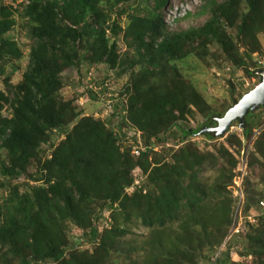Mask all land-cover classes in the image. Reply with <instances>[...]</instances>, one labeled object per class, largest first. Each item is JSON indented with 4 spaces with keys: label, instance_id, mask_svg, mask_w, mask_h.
Here are the masks:
<instances>
[{
    "label": "trees",
    "instance_id": "16d2710c",
    "mask_svg": "<svg viewBox=\"0 0 264 264\" xmlns=\"http://www.w3.org/2000/svg\"><path fill=\"white\" fill-rule=\"evenodd\" d=\"M168 1L25 0L16 7L0 0V77L8 62L23 55L8 34L16 23L15 15L31 40L28 68L22 79L12 85L8 75L2 78L8 91L0 90V148L5 149L7 159L0 158V174L16 176L36 160L40 163L36 181L45 180V185L31 186L23 193L12 186L0 207V245L12 255L6 261V253H0L1 264H105L110 247L125 232L123 224L133 216L156 230L151 243L162 244L161 229L175 220L180 223L179 230L189 233L180 241L168 243V250L149 253L146 262L139 264L193 263L191 255L207 245L216 249L226 237L233 209L231 199L220 192L226 186L224 168L213 190L203 188L195 172L208 155L191 140L203 125L226 110H213L185 80L177 62L186 64L188 56L204 62L221 59L254 76L256 62L251 54L261 51L264 0H211L206 22L179 32L169 31L161 14ZM150 2L152 7H148ZM122 14L128 19L125 27L117 21ZM119 33L133 51L131 55L121 57L117 53ZM212 47L216 49L212 51ZM82 62L106 63L117 68V75L129 74L113 102L114 110L120 111L115 125L81 115L82 108L74 99L61 98L59 91L68 76L64 71L74 69L78 81L87 77L89 70L85 76L79 71ZM250 64L254 67L251 70ZM105 81L108 78L99 83ZM93 90L85 86L79 95L97 101ZM5 105L11 111L9 117L2 115ZM190 107L202 114L196 128L179 124L192 113ZM256 119L249 113L241 137L226 135L227 141L241 147V140L253 135L251 123ZM132 129L141 133L142 143L147 145L140 156L130 153V144L122 145ZM52 136L63 139L51 157L41 162V145H51ZM213 137L203 134L207 143ZM165 143L172 146L160 152L152 150ZM254 148L263 159L260 168L264 169V129L256 137ZM172 149V161H162V154ZM218 152L229 153L224 145ZM140 176H145L146 183L132 185ZM233 178L230 173L227 180L231 183ZM210 192L220 198L213 206L204 205ZM96 205L98 211L93 213L92 206ZM103 212L108 213L107 218ZM107 220L109 225H102L99 231L98 224ZM66 221L84 230L79 237L68 241ZM196 226L201 229L193 232ZM255 228V233L246 234V256L254 257L250 264H264V225ZM232 237L217 264H237L243 259L237 258L243 255L236 246L230 247ZM86 241L94 242L92 253L77 250L80 242Z\"/></svg>",
    "mask_w": 264,
    "mask_h": 264
},
{
    "label": "rangeland",
    "instance_id": "374dc122",
    "mask_svg": "<svg viewBox=\"0 0 264 264\" xmlns=\"http://www.w3.org/2000/svg\"><path fill=\"white\" fill-rule=\"evenodd\" d=\"M1 1L4 4H9L16 7L20 3H25V0ZM210 1L211 0H169L168 3L162 7L161 11L167 29L169 31L179 32L185 31L189 28L202 26L210 16L209 9L207 7ZM218 1L223 0H216V2ZM148 7H152V2L148 4ZM15 17L16 23L8 34L16 41L22 50L23 55L19 60H11L5 66L4 76H9V81L12 85L17 84L22 79L23 73L28 68V57L31 45V40L26 34L25 28L22 26L23 22L18 15H15ZM117 21L120 23L121 27H125L128 19L124 14H122L117 19ZM116 41L117 53L120 54L121 57H124L127 54L131 55L133 53V51L129 49L130 47L127 45L122 33L118 34ZM259 41L261 43V51L251 54V59L256 62V69L260 68L258 61L264 60V36H259ZM215 49L216 47H212V51ZM240 50L242 51V48H240ZM185 62L186 64L184 65H182L181 62H177V65L179 63V70L181 71L182 76L187 82H190L194 86L196 92L201 95V98L206 100L208 105L216 111L227 110L229 106L234 104V99H238L260 82L259 76L255 74L254 76H248L242 67L233 66L225 60H215L213 58H208L207 61L204 62L201 60H196V58L192 56H188ZM252 66L253 65L249 66L248 69H253L254 67ZM116 69L117 68H110L106 63H92L89 65L86 64V62H82V65L79 68V71H81L82 75L85 76V72L89 70L85 80L81 79V81H78L79 77L74 69L67 72L64 71L63 74L68 76L64 79V84L60 88L59 94L63 101L74 99V103L76 105L78 104L77 106L82 108H79L82 112L81 115H91L93 117L100 118L105 120L107 125L115 124L116 117H112L111 120H109L110 122L106 120V111L103 108V103L105 101L101 105V116L98 115V113L100 111L101 103L99 98L110 95L109 93H113L114 91L122 92L123 88L128 82L129 74L117 75V73L115 74ZM89 74H91V76H89ZM4 76L0 77V90L8 91L2 80ZM89 77L91 79L90 82L92 84H96L95 90L93 91L97 92L96 95L99 97L97 101L91 97H87L86 95H79V91L84 90L85 86L89 87L87 84ZM102 78H108L109 82H111V86L110 84H108V86L101 85L99 81ZM262 108L263 107H260L253 112L257 116V119L251 123L253 135H251L248 139L241 140V147L234 142H228L226 138V135L231 134L236 137H241L240 129L242 128L238 127L237 121L232 122V128H229V130H231H228L229 132H227L223 138L219 139L213 137L214 139H210V142L207 143L202 137L200 139L196 138L200 141L194 140L193 142L195 147L201 153H206L205 155H208V157L204 159V162L200 164L198 170L195 172L196 178L203 188L207 189V191L213 190L214 183L219 180L218 178L222 173L221 168H224L223 177L225 180L223 182H226V186L224 190L221 189L220 192L223 194V197L226 198L227 196L231 199V207L233 212L230 226L226 231L227 234L226 237H224L222 243H227L228 239L233 236L232 240L230 241V247L236 246L239 252L238 254L242 253L241 255H243L240 256V259L243 258L241 261H246L249 264L254 261V257L252 254L246 256L249 251L247 248L249 243L247 241L246 234L255 233V227H257L258 224L264 225V208L262 206L264 205V169L260 168V164L262 163L263 159L258 155L259 152L254 148V141L256 137L262 131V129H264V108ZM190 111L194 113V115L191 116L192 113L187 114V116L184 118L185 120L180 121L179 124L181 126L186 125L188 128H196L199 124V121L202 120V114H199V111L195 110L194 107H190ZM10 114L11 111L8 105H5L2 115L9 117ZM174 130L176 131L175 128ZM130 133L131 131H128L126 134ZM62 139L63 138L60 136H52L50 139V141H52L51 145H41V149H44L43 153H41V162H43L46 157H51L55 147ZM174 142L176 144L179 143V141ZM129 143L130 141L126 140L122 145L125 146ZM222 145H224V147L228 150V154H224L223 152L219 154L218 151ZM238 149L239 153L237 154ZM174 151L175 149L165 151V154H162V161H172L170 154H172ZM231 155L234 159V167L231 166ZM240 155H243L244 158L241 159ZM0 158L2 160L7 159L6 151L3 148H0ZM242 164L244 167L246 166L245 171L247 174L243 176L241 184L239 187H237V180L239 179L238 175L240 174L238 169ZM250 164L252 165L250 166ZM39 167L40 163H38L36 160H32L28 165H26L25 170L19 172V174L16 176L4 177L2 174H0V207L4 205L5 200L10 194L9 191L12 186H17L19 193H23L26 190H29L31 186L45 185L44 178L36 181V178L40 176L38 173ZM241 169L243 170V167H241ZM230 173H232L234 176L231 183L229 180H227ZM141 180L143 184L146 183L145 176H141ZM245 180L247 181L246 183H244ZM128 192H130V189H128ZM219 200L220 198H216L214 192H212V195L210 192L207 194L204 205L213 206V204ZM98 207V205L92 206V212L97 213L96 211H98ZM103 213L104 217L107 218L108 213ZM65 225V229L68 234V241L69 239H72V237H79L81 235V231H84L83 229H77L75 224L69 221H66ZM102 225H109L108 220L105 223L103 222V224H98L99 231L101 230ZM123 225L125 232L120 235L119 238H116L114 245L110 247V254L105 260V264H134V262L139 264L146 262L149 253L161 252L160 249L168 250V243L172 242L173 240L180 241L179 238H185L184 236L189 234L187 232L184 233V230H179L180 223L175 220L166 225L167 229H161V231H163L162 244L151 243L150 239L153 233L156 231L155 229L143 226L134 216ZM200 229L201 227L196 226L193 232H197ZM202 237H205V235ZM204 239L205 238L201 240ZM80 243L82 244L77 247V250L79 251L87 250L92 253L93 249L96 247L94 242L88 243L86 241ZM222 243H220V245ZM220 245L216 249L215 247L211 249L208 247V245L203 246L201 250H198L196 254L193 255L195 257L192 255L190 256V258H194L193 263L183 262L182 264H217V261L220 258L223 259L221 255L223 246ZM8 251L9 250H6V248H3L0 245V253H6V261L7 259L12 258V255L7 253ZM217 252H219V254L216 256V258H214ZM235 257H237V255ZM241 261L237 262V264L244 263H241ZM14 264L19 263L14 261Z\"/></svg>",
    "mask_w": 264,
    "mask_h": 264
},
{
    "label": "water",
    "instance_id": "95a60500",
    "mask_svg": "<svg viewBox=\"0 0 264 264\" xmlns=\"http://www.w3.org/2000/svg\"><path fill=\"white\" fill-rule=\"evenodd\" d=\"M254 74L260 77V82L244 93L222 116H215L214 126L202 128L199 134L206 131L212 133L214 137L223 136L234 121H237L239 127L243 129L246 127L245 116L264 107V70H255Z\"/></svg>",
    "mask_w": 264,
    "mask_h": 264
},
{
    "label": "built area",
    "instance_id": "2783aa9c",
    "mask_svg": "<svg viewBox=\"0 0 264 264\" xmlns=\"http://www.w3.org/2000/svg\"><path fill=\"white\" fill-rule=\"evenodd\" d=\"M258 65H259V67H262V68H264V60H260V61H258ZM89 76H91V74H89ZM91 79H90V77H89V80H88V82H87V84L89 85V88H93L94 90H95V87H96V84L94 83V84H92L91 82ZM108 84H110V86H111V82H109V80L108 81H105L104 82V84L103 85H105V86H108ZM111 89H112V87H111ZM113 90V89H112ZM110 95H106L102 100H101V103H100V111H99V113H98V115H100L101 116V105H102V103H103V108L105 109V116H106V120L107 121H109V120H111V118L112 117H116V119H117V114L120 112V111H115L114 110V106H113V102H115V101H117V96H118V94H119V92L118 91H114L113 93H109ZM119 110V109H118ZM116 112V115L114 114ZM120 114V113H119ZM102 117H104V116H102ZM110 122V121H109ZM112 125H115V124H112ZM232 128V127H231ZM231 130V129H230ZM135 137V140H133L132 139V137ZM125 138L127 139V140H129L130 141V145H131V148H130V153L133 155V156H140L146 149H147V145H144L143 143H142V139H141V133L139 132V131H137V130H131V133L130 134H126V136H125ZM170 146H172V144H170V143H165L164 145H155V146H153L152 147V150L153 151H155V152H160L162 149H165V148H167V147H170ZM240 158L242 159V158H244L243 157V155H240ZM245 158H246V156H245ZM241 167H243V170L241 169ZM246 167V166H245ZM245 167L243 166V164L242 165H240V168L238 169V172L240 173L239 175H238V184L236 185L237 187H239V185L241 184V181H242V179H243V176L245 175V174H247L246 173V171H245ZM142 184V180H141V176L140 177H136V178H134L133 179V184L132 185H136V186H140ZM128 189L129 188H126L125 190H126V192H128ZM239 189V188H238ZM129 193V192H128ZM262 204V203H261ZM263 206V208H264V205H262ZM223 247H222V250H224V247H225V242L224 243H222L221 244ZM220 245V246H221ZM220 253H221V251H220ZM219 254V252H217V254H215V257L214 258H216V256ZM214 258H213V260H214ZM238 259L240 258V256H238L237 257ZM211 262H212V257H211Z\"/></svg>",
    "mask_w": 264,
    "mask_h": 264
},
{
    "label": "clouds",
    "instance_id": "9594fccd",
    "mask_svg": "<svg viewBox=\"0 0 264 264\" xmlns=\"http://www.w3.org/2000/svg\"><path fill=\"white\" fill-rule=\"evenodd\" d=\"M258 69H262V70H264V68H262V67L257 68V69H255V70H258ZM255 70H254V71H255ZM254 71H253V73H254ZM214 117H215V116H214ZM214 117H213V118H214ZM213 118H212V119H213ZM213 123H214V121H213ZM214 124H215V123H214ZM213 126H214V125H213ZM231 126H232V124L230 125V127H231ZM209 127H210V126H209ZM230 127H229V128H230ZM238 127H239V126H238ZM203 128H206V127L203 126ZM229 128H228V130H229ZM201 129H202V128H201ZM201 129H200V130H201ZM200 130H199V131H200ZM228 130H227V132L230 131V130H229V131H228ZM240 130H243V128L240 129ZM227 132H226V133H227ZM205 133H207V134H211V135H212V133H210V132H206V131H204L203 134H205ZM226 133H225V134H226ZM203 134H199V132H198L196 136H194V137L191 138V140H192V141H194V140H196V141H200L199 139L203 137ZM225 134H224V135H225ZM224 135H223V136H224ZM212 136H213V135H212ZM223 136H220V137H223ZM196 138H199V139H196ZM216 138H219V137H216Z\"/></svg>",
    "mask_w": 264,
    "mask_h": 264
},
{
    "label": "flooded vegetation",
    "instance_id": "af4514ba",
    "mask_svg": "<svg viewBox=\"0 0 264 264\" xmlns=\"http://www.w3.org/2000/svg\"><path fill=\"white\" fill-rule=\"evenodd\" d=\"M246 116H248V115H246ZM246 116H245V119H246ZM214 125V123L212 122V123H208V125L206 124V125H203L204 127H209V126H213Z\"/></svg>",
    "mask_w": 264,
    "mask_h": 264
}]
</instances>
